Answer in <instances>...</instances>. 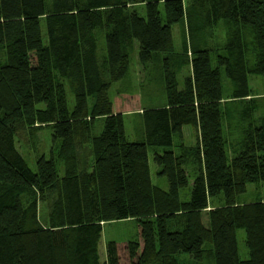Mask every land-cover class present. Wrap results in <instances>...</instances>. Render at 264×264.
<instances>
[{
	"label": "trees",
	"instance_id": "16d2710c",
	"mask_svg": "<svg viewBox=\"0 0 264 264\" xmlns=\"http://www.w3.org/2000/svg\"><path fill=\"white\" fill-rule=\"evenodd\" d=\"M134 43L158 86L130 140L109 91L130 82ZM250 77L264 79V0H0V264H118L114 242L104 262L98 250L112 221L138 225L131 264H180L163 252L172 234L209 264H264V199L246 188L264 183V93ZM24 126L51 132L31 167L15 147ZM184 127L206 156L189 178Z\"/></svg>",
	"mask_w": 264,
	"mask_h": 264
},
{
	"label": "rangeland",
	"instance_id": "374dc122",
	"mask_svg": "<svg viewBox=\"0 0 264 264\" xmlns=\"http://www.w3.org/2000/svg\"><path fill=\"white\" fill-rule=\"evenodd\" d=\"M139 6H134L137 9ZM184 24H177L172 28L173 45L176 50H178L181 41V35L186 31ZM42 31H44L42 27ZM223 32L218 30L216 32L214 41H222ZM138 47L134 43L132 52L130 54V82L128 84H114L110 87L109 97L112 101L113 111L120 112L123 115L125 131L127 137L130 140L131 133L134 132V127H138V113L141 112L142 107L148 106L147 91V81L150 80V72L152 71L149 66H142L138 62ZM188 73V68L184 69L179 76V80ZM150 85L158 86L156 82L150 80ZM248 85L253 93L255 99H260L264 93V79L262 77H250L248 79ZM156 88V87H155ZM150 93V91L148 92ZM71 98L68 94L69 107L71 106ZM50 130L45 127L37 128H26L25 126L18 132L15 138V147L18 152L23 156V158L30 164L34 163V158L37 153L47 154L50 145ZM182 141L184 146L187 148L185 153L187 156L184 157V166L186 169V174L188 178L196 173L198 160L205 162L206 156L204 155L203 149H200L199 143L197 141V133L192 127H184L182 129ZM198 150V154L195 150ZM77 156L79 157L81 168H90L92 163V151L88 141L82 139L76 148ZM150 160V175L152 183L159 185L162 188H166L163 179H158L155 177L156 166L151 161V155L149 154ZM191 181V179H190ZM247 197L249 200L254 199V197L260 196L264 199V183H259L257 186L248 185L247 187ZM55 193V191H54ZM183 200L185 201L188 196V189L182 191ZM181 195V196H182ZM48 202L49 198L45 200H40L38 204L39 218L44 221L48 213ZM215 202H210L208 208L205 212L210 209H214ZM139 240V228L138 225L133 221H112L107 222L102 227V232L99 240V257L101 262L105 260V245L108 242H114L117 247L118 253V264H131L128 257L126 245L128 241ZM237 241L239 247V254L241 257L246 256V248L243 239V232L237 231ZM200 243L196 244L191 250L183 249L178 242L177 236L171 235L168 239V244L163 249V252L171 254L174 256L180 264H209L207 260L200 255Z\"/></svg>",
	"mask_w": 264,
	"mask_h": 264
}]
</instances>
